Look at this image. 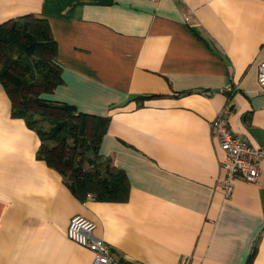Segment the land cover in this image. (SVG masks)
I'll list each match as a JSON object with an SVG mask.
<instances>
[{"label":"crops","instance_id":"0c3cea01","mask_svg":"<svg viewBox=\"0 0 264 264\" xmlns=\"http://www.w3.org/2000/svg\"><path fill=\"white\" fill-rule=\"evenodd\" d=\"M26 15L57 43L64 83L43 97L110 117L100 154L130 195L76 198L0 83V264H92L67 236L75 216L126 264H264V161L226 197L211 129L227 109L232 132L264 149V0H0V22Z\"/></svg>","mask_w":264,"mask_h":264},{"label":"trees","instance_id":"16d2710c","mask_svg":"<svg viewBox=\"0 0 264 264\" xmlns=\"http://www.w3.org/2000/svg\"><path fill=\"white\" fill-rule=\"evenodd\" d=\"M57 54L46 19L26 15L0 22V83L11 101V115L37 132L40 146L36 157L64 176L76 198L126 202L130 195L126 173L112 158L100 154L110 117L84 113L74 105L43 97L64 83ZM155 98L161 96L139 100Z\"/></svg>","mask_w":264,"mask_h":264},{"label":"built area","instance_id":"2783aa9c","mask_svg":"<svg viewBox=\"0 0 264 264\" xmlns=\"http://www.w3.org/2000/svg\"><path fill=\"white\" fill-rule=\"evenodd\" d=\"M258 83L264 93V61L258 66ZM226 110H222L212 121L211 129L226 154V160L222 165L225 175L221 186L224 195L230 197L238 178L248 183L258 181L264 161V149L255 148L232 132ZM95 230V222L83 216H75L70 220L67 236L93 254L92 264H126L114 254L109 244L95 236ZM179 264H191L189 257L181 259Z\"/></svg>","mask_w":264,"mask_h":264}]
</instances>
